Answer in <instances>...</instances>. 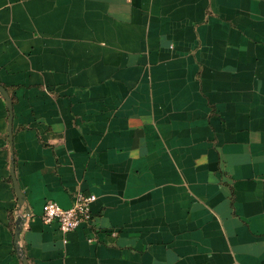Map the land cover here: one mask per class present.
<instances>
[{"label":"crops","instance_id":"crops-1","mask_svg":"<svg viewBox=\"0 0 264 264\" xmlns=\"http://www.w3.org/2000/svg\"><path fill=\"white\" fill-rule=\"evenodd\" d=\"M0 85V264H264V0H0Z\"/></svg>","mask_w":264,"mask_h":264},{"label":"built area","instance_id":"built-area-1","mask_svg":"<svg viewBox=\"0 0 264 264\" xmlns=\"http://www.w3.org/2000/svg\"><path fill=\"white\" fill-rule=\"evenodd\" d=\"M95 199L92 194H78L72 205L61 207L55 201L48 200L43 204L41 219L45 223L56 222L62 234L76 229L81 223L91 219V203Z\"/></svg>","mask_w":264,"mask_h":264},{"label":"water","instance_id":"water-1","mask_svg":"<svg viewBox=\"0 0 264 264\" xmlns=\"http://www.w3.org/2000/svg\"><path fill=\"white\" fill-rule=\"evenodd\" d=\"M0 93L1 95L5 98L6 103H7V107H8V111H9V125H8V135H9V140L11 142V115H12V107H11V99L9 98V95L6 91V89L0 85ZM11 175L13 178V183H14V190L16 193V196L18 198L19 204L22 205L23 203V195L19 189V186L17 184V181L15 180L14 174H13V167L11 168ZM22 222H23V218L18 217L16 219V229H15V242H17L19 240V233L21 231V227H22ZM23 264H27L25 257L22 258Z\"/></svg>","mask_w":264,"mask_h":264}]
</instances>
